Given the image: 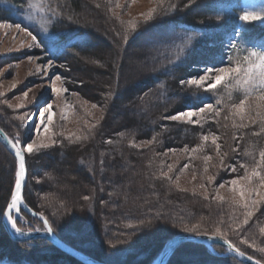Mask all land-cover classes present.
Segmentation results:
<instances>
[{
    "label": "trees",
    "instance_id": "16d2710c",
    "mask_svg": "<svg viewBox=\"0 0 264 264\" xmlns=\"http://www.w3.org/2000/svg\"><path fill=\"white\" fill-rule=\"evenodd\" d=\"M253 1L255 6L250 4V9L264 7V0ZM93 2L0 0V21L24 27L37 38L41 50L49 58L56 62L67 60L75 71L85 72L87 65L82 63L85 59H93L99 68H90L89 72L101 75L100 64H106L117 85L123 47L119 45L115 23L100 16L102 7ZM245 6L246 0H159L155 12L142 23L147 27L142 28V25L132 30L128 39L131 42L140 36V45L152 49L153 52L143 53L138 58L142 62L152 61L151 73L144 68L138 80L128 76L124 87L118 92L111 91L107 118L93 126L83 122L80 137H75L74 132L56 136L54 144L24 153L28 175L30 169L37 166V160H44L45 164H41L44 182L39 188H44L49 201L44 203V210L32 194L41 189L34 191V183L28 179L23 199L32 210L43 215L59 239L108 264H151L161 251L156 250L155 245L163 237L169 234L165 239L169 240L178 233H199L198 227L181 223L208 217L217 208L208 204L204 195L191 194L174 186L161 150L166 145H177L187 151L196 147L194 156L197 158L192 165L210 166L205 160L209 153L200 147L199 141L203 136H212L216 124L210 114L205 117L210 120L196 125L166 120L164 109L171 103L173 92L183 93L181 98L187 106L202 107L210 103L214 111L226 105L227 99L236 101L264 95L260 73L251 76L252 82L247 85L227 82L228 86L215 91L177 84V79L193 75L196 66L226 63L235 68L240 59L264 57V26L240 19L248 10L254 13ZM85 9L88 11L84 13ZM231 34H234L231 50L223 52V41ZM113 44L119 47L114 48ZM128 58L125 55L124 61ZM132 79L138 82L131 83ZM94 91L82 92V97L93 103L102 101ZM146 98L145 104L150 110L140 111V116L138 111L137 115L130 113L136 103ZM214 115L213 119H218ZM9 121L0 113V128L20 143L21 140L14 139L8 130ZM244 139L241 149L255 153L264 143V130ZM143 142L149 145L139 147ZM231 145L227 143L226 147ZM230 148L226 149L228 154ZM16 166L15 157L0 143V264H83L44 238L20 241L6 233L1 218L15 185ZM19 213L24 219H32L43 226L39 219L22 210ZM56 220L68 224L65 234L69 239L59 232ZM171 222L174 226L165 234L169 231L165 223ZM16 226L21 230L29 229L18 221ZM186 229L195 231L187 232ZM73 233L84 235L90 241H74ZM93 240L125 250V255L115 261L102 254L103 249ZM233 244L247 255L260 259L244 246ZM213 247L215 253L202 244L184 242L166 264H244L231 255H222V247Z\"/></svg>",
    "mask_w": 264,
    "mask_h": 264
},
{
    "label": "rangeland",
    "instance_id": "374dc122",
    "mask_svg": "<svg viewBox=\"0 0 264 264\" xmlns=\"http://www.w3.org/2000/svg\"><path fill=\"white\" fill-rule=\"evenodd\" d=\"M92 1L97 4L100 3L99 5L102 7L100 16L103 18L106 16V19L115 23L119 45L123 47V56L121 57L123 64L119 67L117 85H115L116 82L114 84V75L111 76L106 64H100V70L103 72L101 75L89 72L90 68H99L98 63L93 59H85V62L82 63V65H87L85 72L75 71L67 60L56 62L49 58L41 50L37 38L33 41L34 35L24 27L17 28L16 25L18 24L0 21V113L10 120L7 126L11 135L21 142L17 143L5 134L13 143L19 144V148L24 153L27 152L26 145L29 143L34 145V150H39L45 147L44 145L54 144L56 136H68L74 132L75 137H80L83 122L93 126L107 118V110L110 104L109 93L111 91L118 92L124 87L126 85L124 80L128 76H134L133 79L138 80L137 77L144 68L150 69L149 73H151L152 61L147 59V61L142 62L138 58L143 53L153 52L152 49L150 47L145 49L140 45L142 43L140 36L139 39L136 38L131 42L128 39L130 32L139 29L143 25V21L150 18L151 14L155 12V4L159 0ZM246 1L247 6L245 7L248 9H250V4L255 6L253 0ZM95 2L93 3L96 4ZM250 10L254 13L264 14V7H257L255 10L251 8ZM87 11L88 9L83 10L84 13ZM253 22L259 26H264V18ZM144 27L143 25L142 28ZM109 31L111 32V29ZM112 34L115 35L113 32ZM230 36L228 35L223 41V52L227 53L231 50L233 40ZM113 45H115L114 48L118 46L117 44ZM125 55L129 56L127 61H124ZM261 58L262 56L255 58L249 56V58L240 59L236 62L235 68L226 63L217 66L214 64L196 66L193 75L184 79H177V84L182 85V87L194 85L195 88L213 91L221 86L226 87L227 82H232L235 85H247L252 82L251 76H256L257 73L261 72ZM224 62H227L226 59ZM238 67L239 72L236 71ZM222 68L232 70L231 74L226 76L215 88H211V85L216 84V76L222 75L220 72ZM249 68L253 69L251 74L248 72ZM201 77H205V79L201 81ZM133 79L131 83L134 81ZM193 80L199 83H190ZM182 81L183 83H181ZM136 82L133 83L136 84ZM93 90H96L93 93L101 96L103 102L93 103L82 97V92L88 93ZM173 93L170 94L171 103L166 105L164 109L167 111L164 119L196 125L210 120V117L205 118L210 114L216 124L212 136H203L199 141V144L202 143L200 147L208 152L212 158L210 159L209 155H206L208 158L204 157L210 166L201 168L192 165V162H195L197 158L194 156L196 147L187 151L177 145L172 147L166 145L161 150L164 165L167 167V173L170 175L174 186L191 194L200 193L204 195L208 204L217 208L208 217L186 219L187 221L181 223L182 226L188 224L191 228L198 227L199 233L178 234L213 235V233H219L217 236L227 237L230 240L225 239L233 246H235L233 243L244 246L260 258L259 260L254 258L255 260L264 261V181L261 179L264 177V157L261 156V153L264 152V143L256 148L255 153L250 152L249 149H241L245 141L244 138L264 130V95L250 96L236 101L227 99L226 105L221 106L222 108L218 107V110L214 111V106L210 103H204L202 107L187 106L181 98L183 93L177 92L174 93L175 95ZM151 95L150 92L149 96ZM146 100L147 98L138 104L134 103L130 113L137 115L138 111V116H140V111H147ZM206 105L211 107L207 108ZM201 109L203 111H200ZM188 111L194 113L191 119L187 117L172 119V117ZM214 114L218 119H213ZM119 116L120 114L117 117ZM227 143H232V145L226 147ZM147 145H149L148 142H143L139 147ZM229 148L228 154L226 149ZM158 153L155 151V154ZM43 161L37 160L35 162L37 166L30 169L29 175L27 173L26 181L27 179L28 181L32 180L35 186L34 191L41 189L40 192L32 194L33 197L38 198L45 210L46 205L44 203H48V196L45 194L44 188H39V185L44 182L41 177L43 176L41 175L43 168L41 164H45ZM253 173L259 175L254 176ZM233 180L236 181L235 184L232 183ZM12 216L21 225H27L26 227L29 228L22 231L43 229L40 223L33 222L32 219L29 221L24 219L20 213H17V209H13ZM165 224H167L165 228H169V231L165 232L166 234L174 225L172 222ZM56 227L66 238L69 236L65 234L69 227L66 222L56 220ZM165 228L164 230H168ZM168 236L169 234L166 238ZM71 238L74 241L89 240L86 236L79 234L71 235ZM166 238L163 237L155 245L156 250L161 249L162 251L168 241L165 240ZM94 240L93 242H96ZM96 243L103 249L102 254L110 256L109 258L115 261L125 255V250L111 248L105 241L100 240V243ZM205 247L211 253H215L213 246ZM223 251L222 255H229L225 249ZM243 253L246 254V252ZM2 264L7 263L2 262Z\"/></svg>",
    "mask_w": 264,
    "mask_h": 264
},
{
    "label": "water",
    "instance_id": "95a60500",
    "mask_svg": "<svg viewBox=\"0 0 264 264\" xmlns=\"http://www.w3.org/2000/svg\"><path fill=\"white\" fill-rule=\"evenodd\" d=\"M0 143L16 158L17 161V168L19 165V158L16 156V150L12 147L13 142L11 141V139H9L7 137V135L5 134V132L0 128ZM19 144H17V148L23 153V150H21L19 148ZM24 163H25V159H24ZM26 169V166H25ZM26 177H27V172L25 173L24 179H23V183H22V187H21V199L20 201H18L17 204V213L19 214V211L22 210L25 213L39 219L42 224H43V229L42 230H37V231H20L19 233L16 232V230L10 225V221L8 219V215L9 213L12 214L13 209H8L7 205L9 203H11V197L10 200L8 202V204L5 207V210L3 212L2 215V226L4 228V230L6 231V233L14 240H27V239H34V238H44L48 241H50L52 244H54L56 247H58L60 250L66 252L67 254L71 255L72 257H74L75 259H77L78 261L82 262L83 264H108L106 262L97 260L83 252H80L74 248H72L71 246H69L68 244H66L65 242H63L62 240H60L56 234L53 232L49 233L47 231V228L50 227L49 223H47V225L44 223V221L46 220L43 215H41L40 213L32 210L24 201L23 199V188L25 186L26 183ZM14 191V188H13ZM12 191V192H13ZM184 242H194V243H198V244H202L208 247H212V246H220L223 249L226 250V252L233 256L235 259H237L238 261L244 263V264H262L261 262L255 260L252 257H249L247 254H244L243 252H241L240 250L237 251V248L235 246H233L229 241H227L225 238L221 237V236H217V235H208V234H178L176 236H173L170 240H168L164 246V248L162 249V251L160 252V254L153 260V262L151 264H166L167 260L169 259L170 255L172 254V252L174 251V249L184 243Z\"/></svg>",
    "mask_w": 264,
    "mask_h": 264
},
{
    "label": "snow or ice",
    "instance_id": "6c2138e0",
    "mask_svg": "<svg viewBox=\"0 0 264 264\" xmlns=\"http://www.w3.org/2000/svg\"><path fill=\"white\" fill-rule=\"evenodd\" d=\"M264 18V14L262 13H250V12H245L240 19L242 21L245 22H251V21H256V20H260ZM17 28L20 27V25H16ZM36 40V37L33 36V41ZM260 80L261 83L264 84V57L261 58V65H260ZM230 69L227 68H222L220 69V72L222 75L216 76V84L211 85V88H215L217 84H219L226 76L231 74ZM237 72L240 71L239 67L236 69ZM253 71L252 68L248 69L249 74H251ZM205 79V77H201V81H203ZM183 83V81L181 82ZM190 83H199L198 81H190ZM205 107L210 108V105H206ZM200 111H203V109H201ZM194 115V113L192 111H188L186 113H180L177 116L172 117V119H180L181 117H187L189 119H191V117ZM205 139H207L205 137ZM17 143H19V141H17ZM17 143H13L12 147L16 150V156L19 158V165H18V171L16 172V179H15V185H14V191L11 193V203H9L7 205L8 209H16L17 208V204L18 201H20L21 199V187H22V183H23V179L26 173V169H25V163H24V155L23 153L17 148ZM46 147V145H44ZM26 149L28 153H32L34 151V145L32 143H29L26 145ZM261 156L264 157V152L261 153ZM253 175H259L258 173H253ZM262 181H264V177L261 178ZM233 184L236 183L235 180L232 181ZM241 195H243V192H241ZM249 215H251V213H249ZM8 219L9 221H11L12 223V227L16 230V232H20L21 230L19 228L16 227V220L13 218V216L11 215V213H9L8 215ZM44 223L47 225V220L44 221ZM47 231L49 233L52 232V228L48 227ZM187 232H194L195 229H186ZM219 233H213V235H218ZM238 251V249H237Z\"/></svg>",
    "mask_w": 264,
    "mask_h": 264
},
{
    "label": "bare ground",
    "instance_id": "6f19581e",
    "mask_svg": "<svg viewBox=\"0 0 264 264\" xmlns=\"http://www.w3.org/2000/svg\"><path fill=\"white\" fill-rule=\"evenodd\" d=\"M11 215H12V214H11ZM10 225L12 226V223H11V221H10ZM178 246H179V245H178ZM178 246H177V247H178ZM177 247H176V248H177ZM176 248H175V249H176ZM175 249H174V250H175ZM172 253H173V252H172ZM170 256H171V255H170ZM167 261H168V260H167Z\"/></svg>",
    "mask_w": 264,
    "mask_h": 264
}]
</instances>
